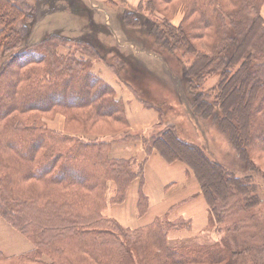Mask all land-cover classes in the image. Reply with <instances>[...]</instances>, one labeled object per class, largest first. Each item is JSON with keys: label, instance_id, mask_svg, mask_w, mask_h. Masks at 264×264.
I'll use <instances>...</instances> for the list:
<instances>
[{"label": "trees", "instance_id": "1", "mask_svg": "<svg viewBox=\"0 0 264 264\" xmlns=\"http://www.w3.org/2000/svg\"><path fill=\"white\" fill-rule=\"evenodd\" d=\"M25 1L0 0V57L13 52L0 64V184L38 216L31 218L27 230L35 247L18 259L32 262L48 252L51 264H77L75 255L88 257L85 264H217L224 259L237 264L235 247L171 245L170 232L190 229L191 220L173 221L166 212L136 230L120 229L103 211L109 204L123 203L139 175L138 208L141 214L147 212L142 172L154 151L170 163L179 160L189 166L208 203L209 222L214 217L222 223L223 208L232 198L244 196L245 206L260 202L249 194L251 177L242 178L211 157L201 135L205 127L212 141L218 142V134L211 132L212 127L217 129L244 167L255 166L253 151L264 152V137L257 144L252 138L258 127L264 133V104H260L264 101V0H146L136 7H129L127 0H107L121 9L116 16L128 40L167 61L185 88L201 124L198 142L182 138L181 126L176 127L167 113L166 127L157 123L150 134L132 131L127 101L95 62H105L125 83L119 69L108 64L107 54L114 53L120 66L138 65L101 41L100 34L110 31L96 20L94 8L68 0L85 20L80 35L67 37L59 30L22 46L26 28L31 30L37 18L27 21L34 7ZM255 6L259 8L251 15ZM176 7L184 11L177 24L173 22ZM207 37L212 39L207 42L209 49H196L195 41ZM223 38L228 41L220 43ZM215 73L219 81L208 96L202 84L207 74ZM139 99L146 107L159 108L142 93ZM55 109L71 111L68 132L41 125V115ZM77 160L88 165L80 168ZM89 168L98 172L93 176ZM21 180L43 185L25 190ZM109 182L115 189L108 198ZM0 212L8 216L3 199Z\"/></svg>", "mask_w": 264, "mask_h": 264}, {"label": "rangeland", "instance_id": "2", "mask_svg": "<svg viewBox=\"0 0 264 264\" xmlns=\"http://www.w3.org/2000/svg\"><path fill=\"white\" fill-rule=\"evenodd\" d=\"M81 1L90 8L95 9L97 12L95 14L96 20L108 25L107 27L110 34H100L101 41L123 51V53L128 55L130 60H133L134 64L138 65L136 68H129L128 65L120 66L116 55L114 53H109L106 56L108 64L115 65L119 69V72L122 74L124 80H126V83L122 82L121 78L117 76L118 74L112 67L108 66L105 62L96 61L95 65L97 70L101 72L100 74H103V76L107 79L114 80L115 83L118 84L117 87H120V90L116 87L115 88L117 92L119 91L121 96L124 97L125 101L128 100L127 103L130 106L131 111L133 105H143L144 108H146V104L141 102L142 100L139 99V95L142 93L143 99L153 102L154 105L159 107L156 108L147 106V108L152 110L154 109V111L157 112L160 121L158 122V124L160 123V128L166 127L164 122L168 119L167 117L165 118V116L163 118V115L167 113L174 119V121H172L171 118L169 120L175 124L176 127H179V125L181 126L182 138L191 140L192 142H198L199 134L197 131H199L198 128L201 127V124L196 120V114L191 109L193 106L191 105L189 96L186 95L185 88H183L181 84L179 85V81L174 78L171 73V67L167 61L162 60L160 56L141 48L140 45L136 44V42L128 40L120 26L119 20H117L116 12L120 8L109 3L107 0ZM145 1L146 0H139V3ZM25 2L26 4L34 7L29 13L27 21H31L32 17L37 18L35 19L34 26L31 30L30 28H26L25 36L21 44L22 46L39 42L43 40L47 34H51L59 30L67 35V37L70 36L74 38L78 37V35L82 32V25L85 24V20L74 13L68 0H26ZM127 5L129 7L137 6H132L130 0H127ZM258 8L259 6L253 7L250 14L252 15L253 12L255 13ZM175 9L178 10L176 11L174 18L179 15L178 18L180 19V23L184 17V11L182 8L178 7ZM172 15L173 13H171L170 16L172 17ZM247 15L249 16V13ZM145 30L146 29L144 28L143 31ZM208 39L210 41L212 40L210 37H207L206 40L201 38L198 41H195V44L198 47L196 49L200 51H207L209 49L207 42H210ZM223 41H228V39L223 38L220 43ZM20 48L21 46H19L18 49ZM62 49L63 52H66V49ZM12 53L13 52H5L0 57V64L3 60L5 61L9 59ZM192 57L193 56H191L190 59ZM219 77L220 76L217 73L206 75L202 84V90L204 93L208 94V96H210L209 94H213L214 91L212 92V90L217 85ZM175 87H177V89H175ZM260 104H264V101ZM131 111L129 112V110H127L129 120L134 118V114ZM70 115L71 111H66L65 114L58 109H55L49 113L47 112L41 115V125L43 123L47 129L50 128L59 133H66L68 132L66 129L67 116ZM188 115H190L194 120H191ZM204 128L205 127H203L201 135L203 138L201 144L204 142L210 156L220 160L229 169L233 170L242 178L251 177L253 190L249 194L251 196H258L260 198V202L254 206H245L244 196H242V199L232 198L223 208L222 223H216L214 217L212 222H209V207L204 196L203 202L200 198L194 201H189L187 203L189 213L186 217L182 218L189 221L191 220L190 222L192 225H190V229L187 230H172L169 235L170 244L177 245L182 244L183 242H189L194 244L206 243L208 246L217 245V247L231 246L233 248L235 247L237 250L234 252L237 264H264V152L253 151L251 157L254 159L255 166L253 168H249V166L245 165L244 167V163L238 161L239 158L235 155L233 149L225 143V136L222 133H218L217 129L214 130L213 127L212 129L210 128L212 134H218L217 138L219 139L218 142L214 140L212 141L210 137L211 135L207 134V131L205 132ZM152 130L153 128L148 130L139 129L134 132L139 131V133L150 134ZM263 134L264 133H262L261 127H258L252 133L253 142L255 144L260 143L264 137ZM98 135H101L99 137H102L103 134ZM27 151L28 149L25 150V152ZM86 165H88V162H85V160L80 162L77 160L78 167L82 168L86 167ZM145 170V167H143L142 177L144 192ZM89 171H91L90 173L93 176L96 172H98H93L90 168ZM139 177L140 176L138 175L136 178L139 187L138 199L141 182V177ZM19 184L20 187L25 190L35 189L37 186L43 185V183L35 180H21ZM107 189V197L109 198L114 192L115 185L112 182H109ZM15 193L19 192L16 191ZM249 194H247V196ZM0 198L3 199L5 210L8 213V216H5L0 212V218H2L4 222L19 236L18 238L17 235L6 236L0 233V264H51L53 262V258L48 252H43L40 256L35 257L32 262H25L22 261V259H18L20 255L30 252L35 247V242L32 236L27 233V230L29 226L28 224L31 222V218L36 219L38 216L34 212L31 213L32 210L27 208L28 204H24L19 195H10L8 188L2 183L0 184ZM148 199L150 198L148 197ZM125 202L126 199L121 204H109L104 209L103 214H105L108 219L114 221L119 228L121 227L124 229L136 230L142 227V225L137 227L127 225L120 221L116 215H113L116 214V209H112L110 212L108 211L110 206V209L119 205L123 206ZM136 206V216L137 219H140L141 217H144L147 212L144 214L139 212L138 200ZM176 208L177 206H171L166 212L172 214ZM190 215L194 218L189 217ZM160 216L161 215L157 217ZM171 220L175 221L180 219ZM148 224L146 223V225ZM146 225L143 224V226ZM22 227H24L26 231L23 230ZM23 241L31 246V248L25 250L26 245L23 244ZM4 250L7 252H4ZM8 252H11V254H8ZM76 252L82 254L78 247L76 248ZM74 257L78 260L77 264L90 262L89 258L84 255H75ZM217 264H228V261L224 259Z\"/></svg>", "mask_w": 264, "mask_h": 264}, {"label": "crops", "instance_id": "3", "mask_svg": "<svg viewBox=\"0 0 264 264\" xmlns=\"http://www.w3.org/2000/svg\"><path fill=\"white\" fill-rule=\"evenodd\" d=\"M130 3L132 6H136L139 3V0H130ZM262 15L264 17V5L262 8ZM178 17L176 16L173 19V22L176 24L180 21ZM107 80L117 87L118 84L115 83L114 80ZM117 89L120 90V87H117ZM128 110L129 112L131 111L129 105ZM131 112L134 114V118L130 120L131 129L133 131H137L139 129L148 130L159 122L157 112L154 111V109L152 110L147 107L144 108L143 105H133ZM134 151L135 149L133 148V152ZM145 169L144 190L150 198L147 214L144 217L137 219L136 204L138 200L139 187L136 180L133 182L128 191L126 202L124 203V205L112 207L111 209L110 206L108 208L109 212L112 209H116V214L113 215H116L123 223L135 227L140 225L143 226V224L146 225V223L148 224L152 222L157 216L164 215L171 206H177L176 210L172 214H170L171 219H179L182 217H186L189 213L187 208V203L189 201H194L200 198L203 202L204 197L201 193L198 180L190 170L189 166H187L184 162L177 160L170 163L166 161L165 158L158 152L154 151L150 156ZM189 217L193 216L190 215ZM0 233L6 236L17 235V233H15L11 229V227H9L4 222L2 218H0ZM17 237L19 238L18 235ZM23 244L26 245L25 250L31 248V246H29L25 241H23ZM4 252L7 251L4 250ZM8 254H11V252H8Z\"/></svg>", "mask_w": 264, "mask_h": 264}]
</instances>
